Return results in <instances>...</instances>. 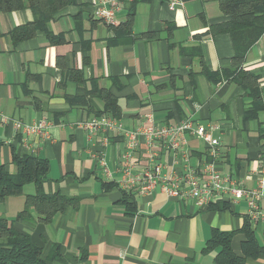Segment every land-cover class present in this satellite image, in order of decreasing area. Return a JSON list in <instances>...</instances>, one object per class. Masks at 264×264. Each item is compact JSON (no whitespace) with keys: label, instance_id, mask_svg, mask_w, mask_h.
I'll return each mask as SVG.
<instances>
[{"label":"crops","instance_id":"0c3cea01","mask_svg":"<svg viewBox=\"0 0 264 264\" xmlns=\"http://www.w3.org/2000/svg\"><path fill=\"white\" fill-rule=\"evenodd\" d=\"M174 1L178 4L171 7ZM104 6L114 11L115 26L98 18L99 0H75L46 31L24 40L15 33L33 22L32 10H0V114L7 119L0 115V166L14 174L15 155L45 159L50 169L44 191L76 199V206L50 224L38 222L36 215L18 221L25 195L35 193L29 185L23 196L0 202V217L31 236L46 264H217L220 248L206 251L214 231L235 233L232 249L245 264H264V254L244 255L246 226L264 248V222L249 221L245 202L219 198L212 208L199 209L161 189L127 194L116 169L124 140L116 137L104 151L79 127L104 110L103 100L89 95L94 86L117 97V135L154 122L214 125L218 157L210 158L207 144L186 135L189 166L212 162L222 175L254 189L264 166V35L238 68L259 78V105L233 77L223 76L234 69V48L229 35L211 32L229 20L219 0H112ZM131 14V33L124 34ZM81 76L85 83L79 85L75 79ZM69 98L83 106H71ZM44 120L53 123L48 139L14 127ZM152 149L160 153L164 172L182 169L180 155ZM102 154L112 177L101 168ZM150 158L142 142L134 154L135 170L147 167ZM261 206L264 210V199ZM53 254L57 258L50 259Z\"/></svg>","mask_w":264,"mask_h":264},{"label":"trees","instance_id":"16d2710c","mask_svg":"<svg viewBox=\"0 0 264 264\" xmlns=\"http://www.w3.org/2000/svg\"><path fill=\"white\" fill-rule=\"evenodd\" d=\"M74 3L75 0H0V10L5 12L23 8L32 10L33 22L19 28L15 33L19 40H24L34 37L38 30L46 31L54 16L66 6ZM219 4L221 11L229 20L225 24L213 27L211 32L213 35H229L234 48V69L226 71L223 76L226 79L233 77V80L249 91L257 100V104L260 105L259 78L242 70L238 72V68L243 65L248 51L264 35V0H219ZM133 18L134 14H131L125 23L127 28L124 26V34L131 33ZM183 53L185 52L183 51ZM208 76L213 78L215 75L208 74ZM81 77L79 80L75 79L79 85L85 83ZM89 95L96 96L105 103L104 110L98 113L99 117L108 115L120 119L121 110L117 97L110 91L98 90L94 86ZM76 100L75 98L68 99L71 106L82 105L79 99L78 102ZM13 160L17 168L14 174L10 173L5 166H0V202L10 197L23 196L25 188L29 185H33L35 188L34 194L25 195V207L17 215L16 220H32L36 215L38 222L47 225L52 223L56 216L64 214L76 206L75 198L60 193L50 195L44 191L50 169L47 160L30 155L21 157L15 155ZM210 207L212 208V206ZM243 232L247 236V242L243 247L245 257L256 258L260 254H264V248L258 245L250 227L246 226ZM234 235L233 232L214 231L208 241L207 252L220 248L215 259L217 264H245L246 259L236 256L232 249ZM53 258H57V256L53 254L50 259ZM0 264H46L43 259V249L32 241L31 236L17 231L7 219L1 217Z\"/></svg>","mask_w":264,"mask_h":264},{"label":"built area","instance_id":"2783aa9c","mask_svg":"<svg viewBox=\"0 0 264 264\" xmlns=\"http://www.w3.org/2000/svg\"><path fill=\"white\" fill-rule=\"evenodd\" d=\"M109 1L112 0H99L102 7L98 10V18L107 25L115 26L117 21L114 11L104 6ZM177 2L171 3V7L178 4ZM1 117L3 122L7 121L6 117L2 115ZM148 118L154 122L152 117ZM52 124V121L44 120L34 125L15 123L14 127L23 129L27 134L48 139ZM79 127L88 133L90 139H97L104 151L111 146L116 137L124 140L126 150L122 154V164L117 165L116 169L122 174L120 185L125 193L154 194L161 189L169 197L191 202L199 209L210 207L219 198L228 199L233 203L245 202L248 206L249 221L264 222V210L261 206L264 199V166L259 172L257 187L254 189L245 188L229 175H222L212 162H205L198 168L189 166L190 153L187 149L186 135L207 144L210 158L218 157L220 142L213 137L214 125L208 128L197 125L189 119L164 127L154 122L151 127L122 131L117 135V131H121L118 120L103 115L85 121L79 124ZM142 142L149 147L151 158L147 167L136 171L133 164L134 154ZM154 147L171 151L176 156L180 155L183 161L182 169L180 171L167 169L164 172L167 167L158 159L160 153L153 151ZM100 165L105 175L112 177L114 172L104 155L100 157Z\"/></svg>","mask_w":264,"mask_h":264},{"label":"rangeland","instance_id":"374dc122","mask_svg":"<svg viewBox=\"0 0 264 264\" xmlns=\"http://www.w3.org/2000/svg\"><path fill=\"white\" fill-rule=\"evenodd\" d=\"M31 187V186H30ZM33 187V186H32ZM29 189V188H26V190Z\"/></svg>","mask_w":264,"mask_h":264}]
</instances>
